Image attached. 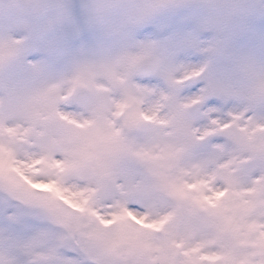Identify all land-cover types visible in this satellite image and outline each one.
<instances>
[{"label":"clouds","instance_id":"obj_1","mask_svg":"<svg viewBox=\"0 0 264 264\" xmlns=\"http://www.w3.org/2000/svg\"><path fill=\"white\" fill-rule=\"evenodd\" d=\"M0 264H264V0H0Z\"/></svg>","mask_w":264,"mask_h":264}]
</instances>
